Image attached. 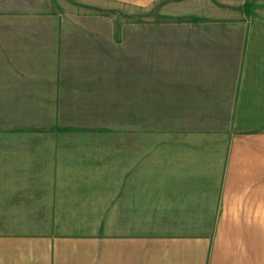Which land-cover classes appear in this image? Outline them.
<instances>
[{
	"label": "crops",
	"instance_id": "crops-1",
	"mask_svg": "<svg viewBox=\"0 0 264 264\" xmlns=\"http://www.w3.org/2000/svg\"><path fill=\"white\" fill-rule=\"evenodd\" d=\"M55 1L0 0V264H264V0H136L176 18L140 35L138 61L153 111L209 144L217 186H125L146 234H19L73 197L36 181L64 163L44 132L101 125L125 87V23L108 14L125 0Z\"/></svg>",
	"mask_w": 264,
	"mask_h": 264
},
{
	"label": "rangeland",
	"instance_id": "rangeland-1",
	"mask_svg": "<svg viewBox=\"0 0 264 264\" xmlns=\"http://www.w3.org/2000/svg\"><path fill=\"white\" fill-rule=\"evenodd\" d=\"M58 1L61 6L63 0ZM54 2L50 0L52 9L56 6ZM162 6L159 2L140 7L136 0H125V7L108 12L115 23H125V87L115 85L114 110L108 112L107 119L98 121L101 125L59 127L44 132L49 135L53 149L64 151V163L52 174L41 172V179L36 176V181L41 183L50 177L53 180L48 186H73L63 189L73 197L64 199L69 204L65 215L54 216L63 221L19 223V234L119 237L146 234L153 230L151 221L145 224L125 221V186H217V160L209 158V144L206 147L193 141L200 135L186 137L177 125L180 120L170 119V112L152 109L158 80L148 77L153 74L147 63L138 61V41L148 27L176 20L163 17ZM186 138L190 141L176 142ZM37 182L34 186H46ZM28 200L31 203L32 197L19 201ZM76 209L94 212L76 216ZM51 217L45 213L38 218Z\"/></svg>",
	"mask_w": 264,
	"mask_h": 264
}]
</instances>
